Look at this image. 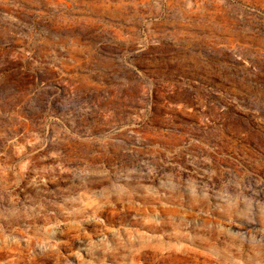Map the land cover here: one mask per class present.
Listing matches in <instances>:
<instances>
[{
	"label": "rangeland",
	"instance_id": "obj_1",
	"mask_svg": "<svg viewBox=\"0 0 264 264\" xmlns=\"http://www.w3.org/2000/svg\"><path fill=\"white\" fill-rule=\"evenodd\" d=\"M0 264H264V0H0Z\"/></svg>",
	"mask_w": 264,
	"mask_h": 264
}]
</instances>
